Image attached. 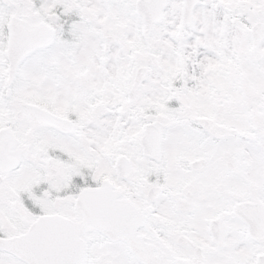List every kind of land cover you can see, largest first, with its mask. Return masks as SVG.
Segmentation results:
<instances>
[{
	"label": "snow or ice",
	"instance_id": "1",
	"mask_svg": "<svg viewBox=\"0 0 264 264\" xmlns=\"http://www.w3.org/2000/svg\"><path fill=\"white\" fill-rule=\"evenodd\" d=\"M0 264H264V0H0Z\"/></svg>",
	"mask_w": 264,
	"mask_h": 264
}]
</instances>
